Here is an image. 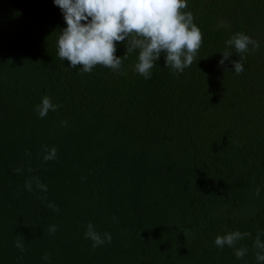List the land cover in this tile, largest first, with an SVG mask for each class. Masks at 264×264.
<instances>
[{
  "label": "trees",
  "instance_id": "1",
  "mask_svg": "<svg viewBox=\"0 0 264 264\" xmlns=\"http://www.w3.org/2000/svg\"><path fill=\"white\" fill-rule=\"evenodd\" d=\"M188 10L203 33L196 61L173 74L161 57L146 80L132 70L137 52L120 73L70 69L57 56L67 25L53 0H0V264H256L264 0H188ZM237 32L260 45L240 75L219 66ZM44 96L61 107L41 119ZM45 146L56 159L43 160ZM88 223L111 243L93 249ZM230 231L252 235L241 260L214 244Z\"/></svg>",
  "mask_w": 264,
  "mask_h": 264
},
{
  "label": "clouds",
  "instance_id": "2",
  "mask_svg": "<svg viewBox=\"0 0 264 264\" xmlns=\"http://www.w3.org/2000/svg\"><path fill=\"white\" fill-rule=\"evenodd\" d=\"M54 6L62 13L65 28L59 30L56 42L57 56L69 62L70 69H77L80 74L91 73L94 66L106 67L113 73H120L124 60L133 52L138 53L137 61L132 66L134 73L144 79H150L152 69L157 61L164 58V64L173 74L183 73L199 55L203 46V33L194 22V16L188 10V0H53ZM83 22V23H82ZM116 42V43H114ZM118 43L126 49L123 57L115 56ZM258 41L237 32L225 41V48L220 53L219 66L225 62L231 64L235 75L244 71V60L248 54L259 49ZM235 55L237 60L230 58ZM225 73L229 72L227 67ZM61 105L54 104L50 97L44 96L34 111L43 119ZM63 126L67 121L61 122ZM45 162L56 159V149L44 147ZM17 172L22 169H17ZM35 179V178H33ZM33 181H27L25 187L32 190ZM37 188L47 191V186L35 180ZM259 189L255 195L259 196ZM50 208L58 211L55 205ZM57 231L50 226L49 234ZM187 229L184 230L186 235ZM264 230L257 232L252 242L256 264H264ZM252 238L249 232L230 231L217 235L214 244L223 249H233L237 260L243 259L247 247H239L240 241ZM85 239L92 241L93 249L111 243L110 233L100 234L92 223L86 225ZM15 246L24 251L23 243L17 241ZM42 259L48 260L45 254Z\"/></svg>",
  "mask_w": 264,
  "mask_h": 264
}]
</instances>
